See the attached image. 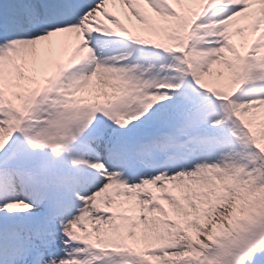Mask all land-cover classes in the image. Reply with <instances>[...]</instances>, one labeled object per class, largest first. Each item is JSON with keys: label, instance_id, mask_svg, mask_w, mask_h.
<instances>
[{"label": "rangeland", "instance_id": "1", "mask_svg": "<svg viewBox=\"0 0 264 264\" xmlns=\"http://www.w3.org/2000/svg\"><path fill=\"white\" fill-rule=\"evenodd\" d=\"M103 1L76 30L53 22L60 0L37 26L26 0H0V264H264V197L209 254L175 240L228 185L264 187V0H115L97 22ZM88 34L132 51L106 86L57 70ZM28 157L31 172L8 164Z\"/></svg>", "mask_w": 264, "mask_h": 264}, {"label": "bare ground", "instance_id": "2", "mask_svg": "<svg viewBox=\"0 0 264 264\" xmlns=\"http://www.w3.org/2000/svg\"><path fill=\"white\" fill-rule=\"evenodd\" d=\"M27 1L31 2V0H27ZM66 1L67 3L65 2V4H71L74 2L73 0H66ZM78 1L75 0V2H77V5H73L70 14V17L74 19V24H75L72 25L71 27H74L76 30H78V27H80V25H82V23L80 24L79 17L84 16L85 19L88 20L87 17L90 16V14L93 12L92 4H94V2L83 3L84 0L79 2ZM117 1H122V3L130 4L129 3L130 0H117ZM182 1L185 2V0ZM113 3H115V0H107V1H103L100 5H97L98 9L95 11V16L93 17L95 21L103 22L104 20H106V17H108V15L111 14H104L102 13V11L104 10V12L110 13L109 5ZM156 4L159 7V12L164 10V14H161V16H163L162 19L160 18L158 19L161 20V22H163V20L165 19L164 16L165 13L168 16L167 17L168 20L173 18L175 14L178 12L176 2H174L173 4L171 3L165 9L164 8L162 9L158 3H155L154 5ZM6 5L7 3L3 5L2 3H0V9L3 11L4 14H6V12L8 11L5 7ZM121 14L126 15V13H122V12ZM35 25L37 26L38 23ZM106 26L112 28V26L110 25H106ZM115 27L117 28V26ZM24 34L25 32H23V35ZM57 36L58 37L55 38V40L59 41L61 36L59 35ZM87 38L90 41L91 45L93 46V49L91 47H87L86 44L83 42L84 40L81 41L80 39V41H78V43L74 45V51L71 52L69 56L64 59V61L61 60L60 55L57 56L58 58L55 59V63L56 65H58L57 70L61 74L65 72H73L76 75L75 77L77 78V81L78 80L82 81L83 78H85L88 73H92V67H95V69L97 70V72L95 71V73H97V76L100 74L103 78V79L102 78L99 79L100 82L103 81V85L106 86L108 85L107 83L109 82V78L115 75V73L113 72L115 68L121 67V65L125 63V61H127L132 51L130 50L129 45L121 40L113 39L110 41H106L104 39H101V37L98 35H91V34H88ZM28 43L29 42H27V44L26 43L22 44L23 48L26 47ZM28 55L31 57L29 61H37L38 63H41V65H43L45 68L49 65L48 61L50 58H48V54L45 53V51H42L39 47H36L35 44L31 47V50L30 49L28 50ZM50 62L52 63V60ZM82 82L83 83L85 82L84 83L85 87H93L88 80Z\"/></svg>", "mask_w": 264, "mask_h": 264}, {"label": "trees", "instance_id": "3", "mask_svg": "<svg viewBox=\"0 0 264 264\" xmlns=\"http://www.w3.org/2000/svg\"><path fill=\"white\" fill-rule=\"evenodd\" d=\"M180 110L187 111L186 107H181ZM40 139V138H39ZM28 143H34V141H29ZM57 143H51L48 144L50 146H53ZM48 145H45L44 147H48ZM16 148L15 146L10 145V150H13ZM33 148H35L33 146ZM30 154V152L28 153ZM4 157V156H3ZM2 157V159H3ZM43 159V158H42ZM40 158L33 159L32 157H28L25 161H18V160H11L12 166H20L24 169H35L34 163L39 162ZM261 177L264 179V172H261ZM228 192L227 196L224 193L221 199L215 203H207L209 201H205L207 203L206 208L207 210L203 213L201 212V217H198L195 213L194 216L195 219L191 222V225L188 229V231H182L179 233L175 238L177 242V246L180 250L186 252V253H194L193 255H196L195 252H202L206 251V253L209 251L206 245L213 246L215 242H217V239L224 235L230 226L231 222L238 221L240 218L245 214L247 209L249 208L248 203L249 200L251 201H258V204L260 203L261 199L264 197V187L262 185H259L257 187H250L247 184L241 183L239 186L235 185H228V187L225 188V192ZM211 194H209L210 196ZM246 196V197H245ZM202 208V207H201ZM204 209V208H203ZM201 211V210H200ZM54 218V216H51ZM116 217L113 216L112 219H115ZM125 232L126 228L122 226ZM185 232V233H184ZM184 233V234H183ZM0 237L5 236L3 235V232H0ZM203 241V242H201ZM196 246L197 249H191V246ZM216 246V245H214ZM214 248V247H213ZM143 250H134L130 249L129 254L131 256H138L141 258L142 262H144L145 258L143 256ZM209 254V252H208ZM211 258H216V250L210 251ZM152 264H167L165 262L161 263L158 262L157 259H154ZM174 264V263H173Z\"/></svg>", "mask_w": 264, "mask_h": 264}]
</instances>
